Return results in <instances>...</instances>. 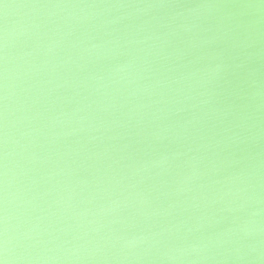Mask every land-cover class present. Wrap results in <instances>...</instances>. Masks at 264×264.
I'll use <instances>...</instances> for the list:
<instances>
[{"label": "water", "instance_id": "1", "mask_svg": "<svg viewBox=\"0 0 264 264\" xmlns=\"http://www.w3.org/2000/svg\"><path fill=\"white\" fill-rule=\"evenodd\" d=\"M3 264H264V0H0Z\"/></svg>", "mask_w": 264, "mask_h": 264}, {"label": "snow or ice", "instance_id": "2", "mask_svg": "<svg viewBox=\"0 0 264 264\" xmlns=\"http://www.w3.org/2000/svg\"><path fill=\"white\" fill-rule=\"evenodd\" d=\"M0 264H3V261L2 260H0Z\"/></svg>", "mask_w": 264, "mask_h": 264}]
</instances>
